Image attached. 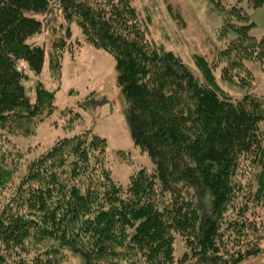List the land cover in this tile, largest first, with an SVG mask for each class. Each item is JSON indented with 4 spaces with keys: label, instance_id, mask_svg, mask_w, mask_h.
Returning <instances> with one entry per match:
<instances>
[{
    "label": "trees",
    "instance_id": "16d2710c",
    "mask_svg": "<svg viewBox=\"0 0 264 264\" xmlns=\"http://www.w3.org/2000/svg\"><path fill=\"white\" fill-rule=\"evenodd\" d=\"M51 1L0 0V264H58L59 248L41 247L48 239L84 264H238L259 252L257 222L247 210L264 200L260 101L224 97L210 65L196 55L205 77L199 81L179 56L147 38L132 0L55 1L84 44L113 56L132 140L153 168L117 184L106 139L86 128L58 138L18 174L20 151L8 135L30 133L55 109L52 90L37 81L32 99L25 86L28 72L38 75L44 65V47L27 39L41 31L36 15ZM210 1L233 33L220 51L224 74L246 59L264 70V33H249L254 24L245 8ZM64 53L54 48L49 55L54 76ZM229 210L232 217L224 216ZM175 234L186 249L178 258Z\"/></svg>",
    "mask_w": 264,
    "mask_h": 264
},
{
    "label": "rangeland",
    "instance_id": "374dc122",
    "mask_svg": "<svg viewBox=\"0 0 264 264\" xmlns=\"http://www.w3.org/2000/svg\"><path fill=\"white\" fill-rule=\"evenodd\" d=\"M132 3L138 19L146 28L147 38L179 56L199 81L204 82L205 77L196 55L202 56L210 65L214 82L224 97L237 101L246 95L253 96L264 110V70L259 62L246 59L242 61L241 68L231 69L229 75L222 71L226 60L220 51L228 45L233 33L223 29V11L214 8L210 0H132ZM221 4L243 6L254 24L249 33L256 38L264 33V5L252 8L247 5V0H221ZM36 17L42 21V29L27 41L44 47L45 61L40 74L28 72L26 91L33 99L34 84L41 82L55 93V109L31 128L30 133L7 134L8 144L20 151L18 174L23 172L27 161L46 151L58 138L90 128L106 139L111 177L125 187L134 171L142 167L152 169L154 164L132 140L128 106L116 83L117 69L113 56L84 44L80 29L74 21L69 22L63 17L55 0L51 1L47 12ZM67 28L70 29V37L66 36ZM54 48H63L65 52L59 76L52 75L48 67L49 55ZM86 97L89 105L80 106ZM95 101L98 104L93 106ZM260 129L264 147V120ZM247 215L251 221L257 222L255 242L260 251L238 264H264V200L252 205ZM224 216L232 217V210ZM52 245L59 248L58 264H84L80 256L58 241L48 239L41 243V247ZM173 246L175 258L186 250L179 234H175ZM122 264L133 263L123 261ZM137 264L143 262L137 261Z\"/></svg>",
    "mask_w": 264,
    "mask_h": 264
}]
</instances>
